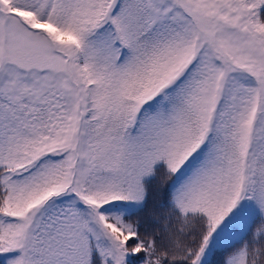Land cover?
<instances>
[{
    "label": "snow or ice",
    "instance_id": "6c2138e0",
    "mask_svg": "<svg viewBox=\"0 0 264 264\" xmlns=\"http://www.w3.org/2000/svg\"><path fill=\"white\" fill-rule=\"evenodd\" d=\"M0 264H264V0H0Z\"/></svg>",
    "mask_w": 264,
    "mask_h": 264
}]
</instances>
